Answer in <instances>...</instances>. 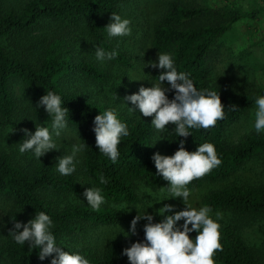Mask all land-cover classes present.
Masks as SVG:
<instances>
[{
  "label": "trees",
  "instance_id": "trees-1",
  "mask_svg": "<svg viewBox=\"0 0 264 264\" xmlns=\"http://www.w3.org/2000/svg\"><path fill=\"white\" fill-rule=\"evenodd\" d=\"M133 1L0 0V120L22 125L19 113L21 103L11 93L13 81L18 80L24 86L31 109L30 117L37 124H51L48 113L35 107L46 90L60 94L65 107L69 109L68 127L74 129L81 142L89 146L83 152L85 174L95 187L103 189L107 201L98 212L88 205L55 208L48 201L47 194L81 195L82 189L74 177L61 176L50 160L41 161L33 167L17 165L9 153L0 150V199L10 204L1 217L5 238L0 239V264H50L51 258L41 261L38 250L30 249L27 243L25 246L18 245L8 235L15 219L27 223L34 218L36 211H46L54 221V233L58 243H61L66 237L82 235L90 226L118 224L121 213L109 207V204L137 203L138 182H144L151 189L161 186L163 179L156 175L157 170L151 159L157 152L153 144L155 129L151 126V120L119 114L120 119L128 124L130 135L122 138L118 146L119 157L114 163L99 152L93 131L95 116L108 107L88 102L80 95L64 90V84L76 72L96 84L110 81L107 72L75 56L78 40L74 30L84 26L87 35L98 46L106 51L114 50L103 37L106 33L104 27L110 22L112 12L120 15L121 7ZM230 23H226L219 10L172 2L153 32V49L157 53H170L178 71L189 74L197 88H211L220 93L225 106L223 120H218L214 127L207 130H192L193 135L187 137L186 148L189 151L196 150L198 144L207 141L215 145L221 159L218 167L188 185L191 190L207 183L228 182L254 158L264 162V134L249 135L234 146L225 141L227 130L252 111L256 107L255 98L264 93L235 91L214 85L209 79L215 47L228 31ZM41 29L52 33L42 40L41 60L37 66L18 59L8 49L9 42L17 37ZM116 51V58L108 62L132 68L133 64L127 55ZM159 74V69L154 71L153 81H158ZM168 95L171 99L174 93ZM233 104L238 106L236 111L230 109ZM167 127L169 129L164 130V137L169 155H172L178 150L179 140L185 138H178L170 130L173 125ZM101 175L108 181L106 184L99 183ZM203 205L211 207L212 213L228 212L240 218L264 221V187L229 185L206 197ZM160 219L156 216L157 222ZM143 225L133 243L143 239ZM219 231L222 247L214 252L213 259L220 264H262L238 228L225 226ZM261 234L264 237V231ZM129 246L113 242L101 252L89 248L72 250H79L90 259L91 264H129L127 257L122 255L123 249Z\"/></svg>",
  "mask_w": 264,
  "mask_h": 264
},
{
  "label": "clouds",
  "instance_id": "clouds-1",
  "mask_svg": "<svg viewBox=\"0 0 264 264\" xmlns=\"http://www.w3.org/2000/svg\"><path fill=\"white\" fill-rule=\"evenodd\" d=\"M104 29L109 39L130 36L131 20L112 12L110 22ZM117 55L115 49L106 51L100 46L95 48V58L100 62L111 61ZM144 64V68L150 66L160 70L158 81H152L151 87L141 86L137 92L122 100L127 106L129 102L133 105L128 106L130 111L138 112L143 117H152L151 126L156 131L169 129L167 126L171 124L173 127L170 130L178 138H185L179 140L178 150L174 154L156 152L151 157L157 170L156 175L168 182L162 188L166 189L170 198L161 201L180 199L184 208L176 210L175 205L166 204L154 214H149L147 209L153 205H149L143 212L138 205H129L127 202L115 205L120 211L130 212L133 207L138 211V215L131 221L130 232H126V237L137 235V224L145 221L143 239L124 248L122 255L127 257L129 264H215L214 252L222 247L218 223L221 213L217 212L213 217L211 207L193 206L192 190L188 185L218 167L221 159L211 142L198 144L194 151H189L186 143L187 137L193 135L192 130H207L214 127L218 120H223L225 106L220 93L211 88H197L189 74L178 71L170 53L159 51L157 60ZM127 77L132 81L145 80L135 74ZM168 93H174L171 99ZM254 103L256 110L253 127L260 134L264 132V95H258ZM35 107L48 113L51 124L45 126L43 123H35L34 132L22 129L24 139L19 143V152H31L37 160H41L47 153L59 151L57 138L68 127L69 109L65 107L60 94L48 90ZM237 108L233 104L230 109L236 111ZM93 125L96 147L115 163L119 157L118 146L122 138L130 135L128 124L120 119L118 108L109 107L95 116ZM87 147L89 146L82 143L80 137H76L75 142L71 143L69 153L56 158V171L61 176L74 174L79 164V155ZM107 182L104 176L99 177L100 184ZM141 188L146 191L143 186ZM83 197L93 211H100L102 205L107 203L103 189L99 187L86 188ZM156 216L161 218L158 222ZM12 222L13 227L8 235L16 244L25 246L27 243L30 249L38 250L41 261L51 258L50 264H91L90 259L79 250L74 251L70 246L58 243L54 233V221L46 211H36L34 218L27 223L17 219ZM191 233L196 235L192 237Z\"/></svg>",
  "mask_w": 264,
  "mask_h": 264
},
{
  "label": "rangeland",
  "instance_id": "rangeland-1",
  "mask_svg": "<svg viewBox=\"0 0 264 264\" xmlns=\"http://www.w3.org/2000/svg\"><path fill=\"white\" fill-rule=\"evenodd\" d=\"M180 2L188 6H207L222 13L226 23H230L228 31L219 40L215 47L214 57L211 61L210 82L214 85H221L232 90L248 94L264 93V1L261 0H134L121 7V17L131 20L132 33L130 36H120L108 38L104 33V39L120 53L127 55L133 67L124 68L119 65L110 64L108 61L100 62L95 58V48L97 42L90 38L85 32L84 26L74 30L77 37V49L75 56L83 59L104 70L109 74L110 81L106 84H96L82 74L74 73L64 84V90L68 93H76L84 100L98 103L106 107L118 108L119 114L124 117H138L152 120V117H143L138 112L130 111L133 107L128 106L122 100L125 96L133 94L141 86H152V74L155 70L150 66L145 67L144 63L154 61L158 58V53L152 47L153 32L156 25L162 20L170 3ZM52 32L50 30H33L32 32L19 36L14 41L9 42L8 48L18 59L37 66L40 62V50L43 45V38H47ZM144 69V72H143ZM135 74L145 80L132 81L127 75ZM11 93L20 101V123H7L0 120V150L9 153L14 163L21 166L33 167L41 161L50 160L56 163V158L68 154L71 143L78 137L76 131L70 127L57 138L59 151H52L37 160L31 152L20 153L19 143L24 139L22 129L35 131V121L30 117L31 109L26 97V90L20 81L11 83ZM256 107L243 117L238 123L227 130L226 142L230 146L239 144L245 137L255 134L253 127L254 113ZM141 115V117H140ZM49 126V125H45ZM264 134V132L260 133ZM160 140V141H159ZM158 141V142H157ZM155 142H157L155 144ZM153 144L157 152L169 155L168 144L164 137V131H156ZM75 182L82 189L81 195L67 193L65 195L47 194L46 197L55 208H62L68 205H87L83 197L86 188L95 187L92 181L85 174L84 153L79 155V164L74 174ZM66 177V176H63ZM163 180L158 189H151L144 182H138L136 194L138 201L133 205H138L141 212L147 209L149 214H154L158 209L166 204L176 206V210H182L184 204L180 199L170 198ZM238 185L242 187L263 186L264 187V162L259 158L252 159L244 168L228 182L219 184H205L198 189L192 190L191 202L193 206L203 205V201L213 192L229 186ZM141 186L146 191H142ZM115 205L109 207L120 211ZM103 206V205H102ZM10 207V204L0 199V239L4 240V230L1 226L2 214ZM121 221L114 226H90L86 228L82 235L66 237L61 243L63 246H70L71 249L89 248L94 252H101L109 243L117 242L124 246L133 243L136 235L126 237V232H130L131 221L138 215V211L121 210ZM221 213L218 223L220 229L225 226L238 228L245 238L246 244L259 256V261L264 264V221L255 218H240L228 212ZM216 213H212L215 217ZM183 221H181L182 223ZM145 221L137 224V232ZM219 229V230H220ZM261 231V232H260ZM124 232V234L122 233ZM194 237V233L190 234ZM215 264H220L218 261Z\"/></svg>",
  "mask_w": 264,
  "mask_h": 264
},
{
  "label": "crops",
  "instance_id": "crops-1",
  "mask_svg": "<svg viewBox=\"0 0 264 264\" xmlns=\"http://www.w3.org/2000/svg\"><path fill=\"white\" fill-rule=\"evenodd\" d=\"M261 1H264V0H261Z\"/></svg>",
  "mask_w": 264,
  "mask_h": 264
}]
</instances>
